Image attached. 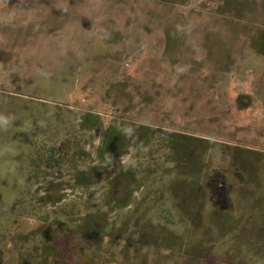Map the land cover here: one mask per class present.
<instances>
[{
  "label": "rangeland",
  "instance_id": "rangeland-1",
  "mask_svg": "<svg viewBox=\"0 0 264 264\" xmlns=\"http://www.w3.org/2000/svg\"><path fill=\"white\" fill-rule=\"evenodd\" d=\"M35 208L67 264H264V0H0V228Z\"/></svg>",
  "mask_w": 264,
  "mask_h": 264
},
{
  "label": "trees",
  "instance_id": "trees-1",
  "mask_svg": "<svg viewBox=\"0 0 264 264\" xmlns=\"http://www.w3.org/2000/svg\"><path fill=\"white\" fill-rule=\"evenodd\" d=\"M110 140V136L104 138L103 144H107ZM71 149L67 153L60 152L57 153V148L52 147L49 150H45L35 158L31 159V172L26 178V182L32 183V180L41 182L43 179L50 177L60 178L63 174L67 173L69 176L77 172V164L71 159ZM103 150V149H102ZM125 150V149H124ZM124 150H120L119 155L121 156L124 153ZM100 151H98L99 153ZM118 155V156H119ZM46 158H44V157ZM61 156V157H60ZM65 156V158H63ZM44 158L42 162L44 165V171H42L40 160ZM43 178V179H42ZM31 184H29L30 186ZM45 200V197L42 199H37V204L42 203ZM61 201L53 202L54 206L59 204ZM39 203V206H40ZM44 203V202H43ZM59 207L60 210L66 208L67 204H62ZM75 209V206L72 210ZM49 213V212H47ZM73 213V212H72ZM71 213V214H72ZM78 214V213H77ZM41 215V216H40ZM78 216V215H77ZM233 216V215H232ZM232 216L230 218H232ZM49 215H44L36 213V208L31 211L30 214H26V217L23 218V222L17 221L16 224H22L27 226L29 229L27 232H22L19 230L21 225L17 226L18 228L15 232H12L10 229L0 228L1 238L5 239L7 244L9 243L13 257L3 259L1 258L0 264H67L69 262L67 253L65 249H62L59 245L63 242L72 240L73 236H78L80 232V224H75L74 227L65 226L63 229H59L57 234H54L52 227L56 218L53 219V222H49ZM228 218V219H230ZM75 221V219H72ZM245 221L243 217L238 219V222ZM59 240L60 243L56 244V241ZM72 242V241H71ZM70 243V242H69ZM6 244V243H5ZM5 246V245H3ZM41 250V253L45 256L38 255V251ZM3 249L0 248V253H3ZM21 256L22 259H17L16 257Z\"/></svg>",
  "mask_w": 264,
  "mask_h": 264
}]
</instances>
